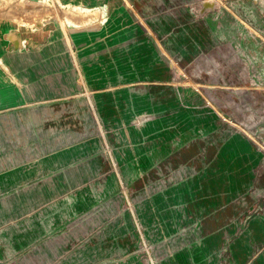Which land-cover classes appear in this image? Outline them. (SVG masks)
<instances>
[{
    "label": "rangeland",
    "instance_id": "rangeland-1",
    "mask_svg": "<svg viewBox=\"0 0 264 264\" xmlns=\"http://www.w3.org/2000/svg\"><path fill=\"white\" fill-rule=\"evenodd\" d=\"M32 1L0 0V264H264V0Z\"/></svg>",
    "mask_w": 264,
    "mask_h": 264
},
{
    "label": "crops",
    "instance_id": "crops-1",
    "mask_svg": "<svg viewBox=\"0 0 264 264\" xmlns=\"http://www.w3.org/2000/svg\"><path fill=\"white\" fill-rule=\"evenodd\" d=\"M29 1H32V0H29ZM70 1H72V0H70ZM70 1H67V3H64V2H60V3L63 6H66V7L67 6L72 7L74 5H80V6H84V7L90 8V7H95V6L99 5V7L105 6L107 8V3L109 2L108 0H74V2H72V3ZM187 1L188 0H170V3H174L175 4V3L178 2V4L182 5V4H187ZM105 7H102V8H98L97 7L96 9H100V10L104 11ZM185 12H188V10H185L183 12H179V15H178L177 19L181 20L182 17H180V16H184V21H185L186 20L185 16H189ZM200 13L202 15H204L206 12H203V10H202V11H200ZM67 15L73 17L71 13H68ZM67 15L65 17V21L64 22H66V25L68 26V25H71V24H68L67 21H66ZM205 15H207V14H205ZM165 19L169 23V25H170V23L172 24V21H176L177 20V19L175 20V16L174 15L172 16V14H170V11H167ZM87 25H89V24H87ZM22 26H24L23 23H22ZM170 32H171V27L169 26L168 31L166 33L170 34ZM151 34H153V33H151ZM214 36L216 37V44H215L216 45V49H217V51L219 53L222 50H221V47H220L221 39H220L219 34H217V25H215V27H214ZM8 38H10V36H8L7 33L3 32V33L0 34V39H1L0 40V55H5V54H7L9 52H12V51L13 52H18L17 46H14V44L13 45L10 44ZM22 46L26 48L25 45L22 44ZM37 51L41 52V54H43V55L46 54L47 56H49V57L44 56V60H46V62L42 63V67L41 68H43V70H44V74H42L40 76V79H42V84H49V83L56 84L58 82L57 80H58V74H59V70H60V63H59L60 61H59V58H58V54L60 53L59 49L57 47L54 48V47L42 45V46L39 47V49H37ZM68 52L69 53L72 52V54H73L74 53V49L72 48V50H70ZM231 52L233 53V56H232ZM225 53L231 54L229 59L226 61V64H227V67H228V73H229V74L227 73V75H228L227 80H229L231 78V76H232V73L241 72V70L233 72L235 70L236 66L240 64V62H239V60L237 58L236 53L233 50H231V48H230V51H225ZM1 61L3 62L4 66H7L5 60L0 59V62ZM1 66L2 65H0V110L2 108L6 107L7 101L10 98V96L7 95V92L5 90L6 86H7V78H6V74L3 73ZM4 66H3V69L5 68ZM243 72H244V70H243ZM242 75H243V73H242ZM18 78H19V75H18ZM222 83L224 84V81ZM252 93H254V92H252ZM252 93L248 92L247 96L245 98H251V99H254L255 102H257L258 101L257 97H252ZM24 99H25V97H24ZM263 99H264V97H263ZM7 174H9V172ZM7 174H4L2 178H6V177L11 176V174H9V176H7ZM16 209L19 212H21L20 210H22L19 205L16 208L13 207L14 211ZM9 212H11V210ZM249 234H250V236H252L251 234H253V236H255L254 238L256 239L257 242H259V243L263 242V244H264V224L256 223L255 225H253V227H251V229H250Z\"/></svg>",
    "mask_w": 264,
    "mask_h": 264
},
{
    "label": "bare ground",
    "instance_id": "bare-ground-1",
    "mask_svg": "<svg viewBox=\"0 0 264 264\" xmlns=\"http://www.w3.org/2000/svg\"><path fill=\"white\" fill-rule=\"evenodd\" d=\"M32 2V1H31ZM71 9L74 11H78V12H81V13H89V11H91L90 9L88 10L87 7H84V6H80V5H74L71 7ZM104 12L106 13L107 11V8L105 7L104 8ZM67 23L68 24H71V25H74V26H77V27H82L84 25H87V24H90L92 22V20H80V19H74L73 17L67 15V19H66Z\"/></svg>",
    "mask_w": 264,
    "mask_h": 264
},
{
    "label": "built area",
    "instance_id": "built-area-1",
    "mask_svg": "<svg viewBox=\"0 0 264 264\" xmlns=\"http://www.w3.org/2000/svg\"><path fill=\"white\" fill-rule=\"evenodd\" d=\"M207 2H214L217 6H219L220 5V2L218 1H210V0H207ZM205 3V2H204ZM204 3H203V5H204ZM203 10V9H202ZM207 10H211V9H207ZM206 10V11H207ZM205 11V12H206ZM192 12L194 13V14H200V11H198V9H196V8H192ZM237 53V55L239 56V55H241V53H240V51H238V52H236ZM238 58V57H237ZM239 62L241 63L243 60H242V57L241 56H239ZM242 60V61H241ZM243 63L245 64V66H244V70L246 71V75H245V80H244V83L245 84H247V83H249V84H251V85H254V87L256 86L255 84H258L254 79H252L251 80V76H250V73H249V71H250V69H249V67H248V65L246 64V62H244L243 61ZM255 88H257V87H255Z\"/></svg>",
    "mask_w": 264,
    "mask_h": 264
},
{
    "label": "water",
    "instance_id": "water-1",
    "mask_svg": "<svg viewBox=\"0 0 264 264\" xmlns=\"http://www.w3.org/2000/svg\"><path fill=\"white\" fill-rule=\"evenodd\" d=\"M215 7L214 2H205L203 7V12H205L207 9H213Z\"/></svg>",
    "mask_w": 264,
    "mask_h": 264
}]
</instances>
